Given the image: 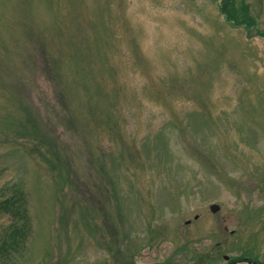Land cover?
I'll return each mask as SVG.
<instances>
[{"label": "rangeland", "instance_id": "1", "mask_svg": "<svg viewBox=\"0 0 264 264\" xmlns=\"http://www.w3.org/2000/svg\"><path fill=\"white\" fill-rule=\"evenodd\" d=\"M232 2L0 0V264L264 261V0Z\"/></svg>", "mask_w": 264, "mask_h": 264}, {"label": "trees", "instance_id": "2", "mask_svg": "<svg viewBox=\"0 0 264 264\" xmlns=\"http://www.w3.org/2000/svg\"><path fill=\"white\" fill-rule=\"evenodd\" d=\"M223 3L219 6L220 11L222 12L223 16L228 21H234L235 14L233 12L234 6L232 0H222ZM229 4L230 7L227 8L226 5ZM242 22V24H249L250 19L243 15V17L240 20L235 21L234 23L239 24ZM14 197H7L4 200L0 201V211L1 212H9L13 218H21L22 217V210L16 209L15 205H13ZM26 220H20V222L13 221L11 223V241L13 245L10 244V246H18L20 244V240L22 241L23 237V227ZM23 243V241H22Z\"/></svg>", "mask_w": 264, "mask_h": 264}, {"label": "flooded vegetation", "instance_id": "3", "mask_svg": "<svg viewBox=\"0 0 264 264\" xmlns=\"http://www.w3.org/2000/svg\"><path fill=\"white\" fill-rule=\"evenodd\" d=\"M226 258V257H225ZM224 259V257H223ZM225 264H264L263 259L258 258V259H249V258H245V257H240V256H235V257H227L226 259H224ZM125 258H123V263H125Z\"/></svg>", "mask_w": 264, "mask_h": 264}, {"label": "water", "instance_id": "4", "mask_svg": "<svg viewBox=\"0 0 264 264\" xmlns=\"http://www.w3.org/2000/svg\"><path fill=\"white\" fill-rule=\"evenodd\" d=\"M217 208H218V206H217L216 204H211V205L209 206V210H210L211 212L216 211ZM226 258H227V257H226ZM232 264H234V263H232Z\"/></svg>", "mask_w": 264, "mask_h": 264}]
</instances>
